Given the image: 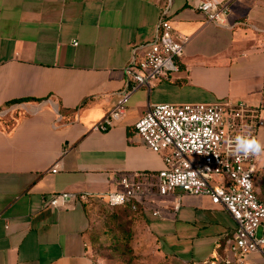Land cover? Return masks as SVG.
<instances>
[{"label": "crops", "instance_id": "1", "mask_svg": "<svg viewBox=\"0 0 264 264\" xmlns=\"http://www.w3.org/2000/svg\"><path fill=\"white\" fill-rule=\"evenodd\" d=\"M218 1L230 5L223 24L207 22L199 0H0V264H102L84 199L63 208L48 199L97 197L118 189L123 174L161 168V152L134 132L149 105L244 100L264 120V0ZM164 8L190 36L177 69L133 90L107 129L93 128ZM256 137L264 141V125ZM173 199L153 194L136 210L158 251L188 264L228 258L231 213L207 195L184 193L177 211ZM247 258L264 264L259 252Z\"/></svg>", "mask_w": 264, "mask_h": 264}, {"label": "built area", "instance_id": "2", "mask_svg": "<svg viewBox=\"0 0 264 264\" xmlns=\"http://www.w3.org/2000/svg\"><path fill=\"white\" fill-rule=\"evenodd\" d=\"M197 8L207 22L223 24L230 5L228 1L199 0ZM189 38L174 30L167 8L161 10L154 36L143 54L134 55L123 68L125 86L116 103L92 127L107 129L125 112L133 90L149 87L153 77H167L176 70V59ZM263 125L256 109L244 100L153 103L134 122V132L147 147L161 152L163 166L155 172L134 170L130 175L123 174L118 189L97 197L136 211L146 208L150 195L173 194L171 208L177 211L184 193L207 195L227 209L236 222L224 242L229 255L224 261L248 264L247 256L252 252L264 257V202L254 189L261 157L237 158L230 154L228 142L242 134L256 137ZM91 195L61 191L52 194L48 204L70 207ZM114 198L121 202L113 203ZM152 213L157 215L160 210L155 208Z\"/></svg>", "mask_w": 264, "mask_h": 264}, {"label": "rangeland", "instance_id": "3", "mask_svg": "<svg viewBox=\"0 0 264 264\" xmlns=\"http://www.w3.org/2000/svg\"><path fill=\"white\" fill-rule=\"evenodd\" d=\"M255 185L264 195V156L260 160ZM84 204L91 248L102 264H188L158 251L137 211L109 204L95 196L86 197Z\"/></svg>", "mask_w": 264, "mask_h": 264}, {"label": "clouds", "instance_id": "4", "mask_svg": "<svg viewBox=\"0 0 264 264\" xmlns=\"http://www.w3.org/2000/svg\"><path fill=\"white\" fill-rule=\"evenodd\" d=\"M229 152L231 155L239 158L244 157L259 158L264 156V141L257 137L249 135H237L233 141H229ZM234 143V147L232 144ZM121 202L118 198H114L113 203Z\"/></svg>", "mask_w": 264, "mask_h": 264}, {"label": "trees", "instance_id": "5", "mask_svg": "<svg viewBox=\"0 0 264 264\" xmlns=\"http://www.w3.org/2000/svg\"><path fill=\"white\" fill-rule=\"evenodd\" d=\"M259 169L260 167L258 168L257 172H256V176L259 172ZM256 180V179H255ZM254 189L258 195V197L264 202V195L262 193H259L257 191V188H256V185H255V182H254ZM88 197H92V196H88ZM83 204H84V201H83ZM201 264H227L224 260H218V261H215V262H210V261H206V262H202Z\"/></svg>", "mask_w": 264, "mask_h": 264}]
</instances>
